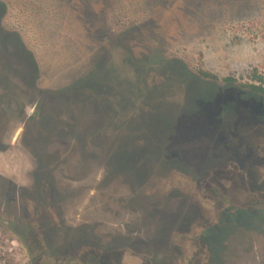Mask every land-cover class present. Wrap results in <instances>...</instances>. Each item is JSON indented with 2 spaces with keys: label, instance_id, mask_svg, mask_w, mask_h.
I'll return each instance as SVG.
<instances>
[{
  "label": "rangeland",
  "instance_id": "obj_1",
  "mask_svg": "<svg viewBox=\"0 0 264 264\" xmlns=\"http://www.w3.org/2000/svg\"><path fill=\"white\" fill-rule=\"evenodd\" d=\"M254 69L264 0H0V174L39 196L49 167L60 186L85 172L95 187L77 217L88 227L54 235L29 199L25 221L0 217V251L17 264H257L244 256L264 250V98L224 81ZM27 83L45 107L67 102L57 127L79 121L85 143L21 122L30 92L13 87Z\"/></svg>",
  "mask_w": 264,
  "mask_h": 264
},
{
  "label": "flooded vegetation",
  "instance_id": "obj_2",
  "mask_svg": "<svg viewBox=\"0 0 264 264\" xmlns=\"http://www.w3.org/2000/svg\"><path fill=\"white\" fill-rule=\"evenodd\" d=\"M16 58V57H15ZM9 60V59H8ZM14 63V59H11ZM17 63V62H16ZM7 66L10 67V63L7 61ZM29 85H24L21 88L17 89L18 87L15 85L13 88H15V93L19 94L22 93V90H28L30 92V96L27 99L22 100L23 105L21 106V115L20 117L22 119V123L24 121H34L36 124L40 122L42 126H44L45 134L47 136L53 135L57 130L60 132L62 131V138L63 140L68 136L69 133L73 134L75 137H79L80 141L85 143L86 138L84 136H81L82 133V123L79 121H75L73 119H70V126H64L61 127L63 130H60L57 127V121L60 119L58 116L61 111L67 113V111L64 107H61L63 104L68 105L67 102L63 101L61 105L59 104H53L51 106L45 107V99L43 96L36 95L34 90V86H30V83H27ZM0 85H5L4 83H0ZM12 86V85H11ZM30 88V90H29ZM35 89V88H34ZM3 93H7V91H4L1 89L0 86V105L3 101ZM18 97V96H17ZM40 98L43 99L42 103L39 104ZM60 107V108H59ZM46 108V109H45ZM59 108V109H58ZM1 110V107H0ZM1 113V111H0ZM2 117L0 116V119ZM18 131V129L16 130ZM4 139L3 137L0 140L3 143ZM71 142H75V138ZM66 154H64L65 156ZM62 158L63 161V167L67 168L68 165L66 163V157ZM59 161V162H62ZM60 166V165H59ZM56 167H49L48 173L40 177V179H44L47 183L46 186V192L43 193L42 196H39V192L33 191V187H19L15 185V183L12 181V178L9 177H3L0 174V217L5 215L17 217L18 216V224L25 221V218H22L24 215H33L31 211V206L28 203V200L30 199L34 204L38 200V206L44 205L45 208L43 210L46 211V217L48 216L49 221L47 223H42V225H45V228L52 232V234L55 235V233L67 231L68 229H72V226H80V229H83V227H88L86 225L87 222L93 223V220H82L78 219L77 217H81L85 211L88 209V201L85 200L82 195L84 191L88 193L90 191L91 194H93V190H95V187L93 185L90 186V188L83 186V183L88 181L85 177L84 173L75 174L72 176L71 173L69 177H66L65 175L61 176V181L66 183L64 186H60V179L56 175H54L53 172H55ZM63 173H67V171H63ZM92 178V177H91ZM97 178V176L95 177ZM92 183H97L95 179L92 180ZM58 190V191H57ZM66 202V200H68ZM90 202L93 203L91 200ZM28 205V206H27ZM93 204H91V207ZM97 204H94V208H92V211H97V208L95 207ZM85 210V211H84ZM68 211V212H67ZM36 217L41 216V213L37 210L36 211ZM73 216V219H68V216ZM67 216V217H66ZM43 217V216H42ZM41 217V218H42ZM33 220V218H32ZM84 221V223H83ZM32 224L33 229L36 227L32 221H30ZM79 222V223H78ZM158 223H155L154 226L156 227ZM144 229H148L151 227V231H154L152 224H146L142 226ZM91 230V229H90ZM111 232L114 233L113 230ZM176 232V231H175ZM179 232V231H178ZM177 232V233H178ZM177 233H173L172 237L176 235ZM180 233V232H179ZM92 237L93 234L91 233ZM167 238V237H166ZM165 240V239H164ZM167 240V239H166ZM173 241V240H172ZM167 243V242H166ZM172 243V242H171ZM258 251L261 252V254H258ZM247 259H252L255 261V263H259L261 261L262 264H264V250H256V251H249L245 254Z\"/></svg>",
  "mask_w": 264,
  "mask_h": 264
},
{
  "label": "trees",
  "instance_id": "obj_3",
  "mask_svg": "<svg viewBox=\"0 0 264 264\" xmlns=\"http://www.w3.org/2000/svg\"><path fill=\"white\" fill-rule=\"evenodd\" d=\"M198 74H200L201 77L213 81H217L218 77L211 73L210 71H206L203 69H200L198 71ZM224 81L228 85H236L241 90L248 91L250 93H253L255 95L261 96L264 98V71H258L257 69H254L252 71L251 75V81L246 83H237V80L233 77H225ZM0 264H17L15 261V258L8 253L7 251H0Z\"/></svg>",
  "mask_w": 264,
  "mask_h": 264
}]
</instances>
